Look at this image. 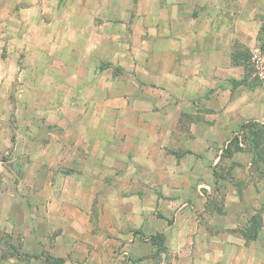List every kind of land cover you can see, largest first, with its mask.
I'll list each match as a JSON object with an SVG mask.
<instances>
[{
	"label": "rangeland",
	"instance_id": "374dc122",
	"mask_svg": "<svg viewBox=\"0 0 264 264\" xmlns=\"http://www.w3.org/2000/svg\"><path fill=\"white\" fill-rule=\"evenodd\" d=\"M49 1L43 3L45 9L50 11L53 7L55 11L58 3L59 10L67 9L75 23L84 25L85 34L90 36L89 49L88 53H81L77 49L65 48L66 41L73 47H84L86 43L78 34L75 36L70 32L68 35L63 30H67L63 17L53 19L57 33L52 32L50 38L48 31L52 25H47L52 19L47 12L41 14L43 20L39 25L36 28L31 26L23 36L24 47L16 44L3 47L0 44V239L9 244L15 236L20 243L30 245L31 228H35L37 234L48 233L49 236L65 230L75 241L72 248L80 250L83 255L94 247L105 245V242L112 245L111 254L108 253L101 264H172L170 242L161 232L175 222L177 209L168 205L176 201V204L185 202L191 206L197 197H203L201 203L208 205L215 217L216 213L222 217L228 214L229 220L234 221L233 215L236 214L237 223L230 224L229 230L241 231L247 236L263 230L264 79L259 77L253 58L259 55L264 59V19L255 46L235 45L234 59L245 64L246 84L251 92L246 104L241 98L242 104H251V110L245 118L247 122L239 124L230 133L232 143L227 147L225 131L217 128L212 132L216 143L211 147L213 155L215 158L220 155L212 171H206L200 163L181 164L183 156L178 153L160 152L155 155L157 163L153 170L149 169L153 165L146 161H135L134 172L129 170V163H119L117 167L122 171L121 176L97 178L93 175L99 173L94 171L98 166L85 159L78 160L75 155H67L65 164L47 161V149L57 148L61 143L67 148L66 152L71 153L76 147L75 142L87 136L86 124L92 121L89 114L82 117L80 102L74 97L82 89L77 78L84 67L91 65L95 47L107 45L99 36L91 34L94 32L91 24L98 20L101 25L98 31L103 36L127 35L124 24H131L141 31L142 13L154 31L156 22L168 17L167 8L177 6L188 11L185 14L190 16V3L187 0H92L91 3H80L81 11L76 1L69 4L64 0L55 4ZM209 4L214 11L219 9L214 2ZM238 4L243 5L240 0L230 2V11L236 10ZM134 6L139 14L125 16V11L134 10ZM97 10L102 16L94 14ZM237 102L235 99L234 105ZM256 103L258 114L252 110ZM208 106L205 99L199 102V107L205 110ZM250 124L256 125L253 126L255 130L243 128ZM238 134L244 138L243 147L236 142ZM78 144L82 147L80 142ZM116 152L124 153L126 149H117ZM100 164L107 172L114 168L111 162ZM88 166L92 169V176H82L83 169ZM141 167H145V171ZM198 189H201L202 196ZM237 191L243 200L245 196L249 203H261L255 207L256 213L243 208L233 214ZM161 199L165 211L157 208ZM229 201L231 209L224 211V204ZM52 202L55 206H48ZM142 214L148 216L145 229L139 227ZM205 214L198 215L201 224L209 223V216ZM33 218L37 219L36 226H31ZM180 218L190 219L188 213ZM110 221L117 224L115 235L109 232ZM171 235L177 234L173 231ZM110 236L117 242L112 240L110 243ZM79 259L77 256L71 260L85 264ZM60 260L63 259H55L58 264H61Z\"/></svg>",
	"mask_w": 264,
	"mask_h": 264
},
{
	"label": "crops",
	"instance_id": "0c3cea01",
	"mask_svg": "<svg viewBox=\"0 0 264 264\" xmlns=\"http://www.w3.org/2000/svg\"><path fill=\"white\" fill-rule=\"evenodd\" d=\"M48 1L0 0V44L3 47L14 44L24 47L23 36L31 26L36 28L43 20L41 14L47 12L52 19L47 25H52L48 31L50 38L52 32L57 33L53 19L63 17L67 27L63 30L68 35L70 32L75 36L78 34L86 43L84 47H73L66 41L65 48L88 53L90 36L85 34L84 25L75 23L67 9L59 10L56 3L59 0L49 1L56 3L55 11L53 7L50 11L45 9L43 3ZM71 1L78 2L79 10L83 11L80 3H91L92 0H64L67 4ZM187 1L191 5L188 6L190 16L185 14L188 11L177 6L167 8L168 17L156 22L154 31L142 13L141 31L131 24H124L127 35L103 36L98 31L100 22L93 21L94 32L91 34L99 36L107 45L95 47L96 57L93 56L91 65L84 67L77 78L82 89L74 96L80 102L82 117L89 114L92 121L86 124L87 136L75 142L76 147L71 153H67L61 143L57 148L47 149V161L65 164L67 155H75L78 160L85 159L98 166L94 167V171L99 172L94 177L115 178L121 176L122 171L117 167L119 163H129V170L134 172L135 161H146L153 165L149 166L153 170L157 163L155 155L161 152L180 154L183 156L181 164L200 163L206 171L213 170L220 155L216 158L213 155L211 147L216 143L212 132L217 128L225 131L227 147L231 143L230 133L239 124L247 122L245 118L251 110V104L245 105L251 93L246 84V66L240 60L235 61L233 53L236 43L249 48L256 45L264 19V0H240L243 5L238 4L237 9L231 11L229 3L239 0ZM210 2L219 9H211ZM246 2L248 4L244 5ZM133 9L125 11V16H137L138 10L135 6ZM64 12L67 13L65 16ZM94 14L102 16L100 10ZM204 99L209 104L206 110L199 107V102ZM235 99L238 100L236 105ZM252 108L254 114H258V104ZM117 149H126V152L117 153ZM106 162L114 166L108 172L100 164ZM141 168L145 171V167ZM91 170L86 167L82 176H92ZM201 189L198 191L202 196ZM236 193L233 214L243 208L256 213L255 207L261 203H249L245 196L243 200L239 192ZM202 200L203 197H197L191 206L185 202L176 204V201L168 205L177 209L175 222L161 232L170 242L172 264H264V229L256 238L248 239L241 231L229 230L230 224L237 223L236 214L233 215L234 221L229 220L228 214L222 217L216 213L215 217L209 206L201 203ZM230 204V201L225 202L223 210L231 209ZM48 206L53 207L55 203ZM157 206L158 210L163 208L165 211L162 199ZM183 211L184 215L189 214V221L180 218L184 216ZM201 212L209 216L208 224L200 223L198 215ZM147 217L142 214L139 227L145 229ZM110 222L109 232L115 235L117 224ZM30 223L31 226L38 224L34 218ZM173 231L177 235L172 236ZM29 236L30 245L20 243L15 236L9 244L0 239V264H58L55 259L59 258L64 260L63 264H77L76 260H71L77 256L85 264H101L112 249V245L105 242V245L94 247L83 255L80 250L72 248L75 241L65 230L49 236L48 233L37 234L35 228H31ZM112 238L115 237L110 236V243L112 240L116 243V238ZM174 242L178 245H173Z\"/></svg>",
	"mask_w": 264,
	"mask_h": 264
},
{
	"label": "built area",
	"instance_id": "2783aa9c",
	"mask_svg": "<svg viewBox=\"0 0 264 264\" xmlns=\"http://www.w3.org/2000/svg\"><path fill=\"white\" fill-rule=\"evenodd\" d=\"M253 61L255 63V68L258 71L259 77L264 79V59L260 58L259 55H254ZM239 143L243 147L244 146V139L243 137L238 134Z\"/></svg>",
	"mask_w": 264,
	"mask_h": 264
},
{
	"label": "trees",
	"instance_id": "16d2710c",
	"mask_svg": "<svg viewBox=\"0 0 264 264\" xmlns=\"http://www.w3.org/2000/svg\"><path fill=\"white\" fill-rule=\"evenodd\" d=\"M247 124H248V123H247ZM253 126H256V125H255V124H253V125H251V124H250V125H245L243 128H244V129H247V130H248V129H249V130H250V129L255 130V128H254ZM249 130H248V131H249ZM243 139H244V138H243ZM236 142L240 145L238 136H237V138H236ZM244 142H245V141H244ZM231 143H232V141H231ZM244 145H245V144H244ZM240 146H241V145H240ZM227 150H228V149H227ZM242 233H243L244 236H245L246 238H248V239H250V238H256V236H257V234H258L257 232H254L253 235H251V236H247L246 233H244V232H242ZM55 262H57V261H55ZM63 262H64L63 260H62V261L60 260V263H61V264H63Z\"/></svg>",
	"mask_w": 264,
	"mask_h": 264
}]
</instances>
